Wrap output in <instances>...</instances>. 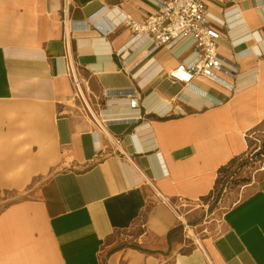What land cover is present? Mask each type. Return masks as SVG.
<instances>
[{"label":"crops","instance_id":"1","mask_svg":"<svg viewBox=\"0 0 264 264\" xmlns=\"http://www.w3.org/2000/svg\"><path fill=\"white\" fill-rule=\"evenodd\" d=\"M161 1L0 0V98H71L76 111L50 124L54 159L37 198L0 220V264H264V181L200 242L180 217L264 121V0H207L235 92L170 77L194 58L192 40L158 47L108 16L142 20ZM71 62L93 104L123 89L140 106L115 99L100 110L115 122L96 129L74 102Z\"/></svg>","mask_w":264,"mask_h":264},{"label":"rangeland","instance_id":"2","mask_svg":"<svg viewBox=\"0 0 264 264\" xmlns=\"http://www.w3.org/2000/svg\"><path fill=\"white\" fill-rule=\"evenodd\" d=\"M63 102L71 106L66 114L58 112ZM26 103L38 110H22ZM75 113L71 98L55 102L0 98V220L7 211L37 198L39 188L51 173L49 167L54 159V144L48 138L50 124L57 116H74ZM247 139V151L221 171L213 193L181 212L191 215L190 219L185 216L184 221L192 226L200 241L203 233L224 229L228 214L259 194L263 187L264 121L248 131ZM39 222L35 225L33 222V226H39ZM186 233L197 241L188 225Z\"/></svg>","mask_w":264,"mask_h":264},{"label":"built area","instance_id":"3","mask_svg":"<svg viewBox=\"0 0 264 264\" xmlns=\"http://www.w3.org/2000/svg\"><path fill=\"white\" fill-rule=\"evenodd\" d=\"M124 20L134 37L150 39L158 47L173 48L188 39L193 41L194 58L189 62L182 60L170 72L172 79L190 84L196 78H204L229 91H236L235 83L220 74L224 71L235 77L232 68H229L231 63L218 50L222 33L213 22L207 0H163L154 12L142 20L131 16H126ZM68 75L72 78L73 99L80 106L79 113L88 117L96 129L102 130L107 124L115 122L104 118L100 112L115 99L128 97L132 108L140 106L141 96L123 89L104 90L93 104L80 86L81 81L75 75L72 62L68 66Z\"/></svg>","mask_w":264,"mask_h":264},{"label":"bare ground","instance_id":"4","mask_svg":"<svg viewBox=\"0 0 264 264\" xmlns=\"http://www.w3.org/2000/svg\"><path fill=\"white\" fill-rule=\"evenodd\" d=\"M108 16L110 17L111 20V23H113L114 25L120 23L123 19H125V17L127 15H125L124 13H119V11H113V12H109L108 13ZM70 104L69 103H62L58 106V112H60V114H66L67 112L71 111V108H70ZM22 110L24 111H27V112H36L38 109L37 107L33 106V105H30L28 103L26 104H23L22 105ZM180 217L183 219V220H186L185 216L183 214L180 213ZM188 228L190 229V234H192V236L194 238L197 239L198 242H200V240L198 239L194 229L192 228V226L188 225Z\"/></svg>","mask_w":264,"mask_h":264},{"label":"trees","instance_id":"5","mask_svg":"<svg viewBox=\"0 0 264 264\" xmlns=\"http://www.w3.org/2000/svg\"><path fill=\"white\" fill-rule=\"evenodd\" d=\"M235 161V159H233L230 163H229V165L231 164V163H233ZM223 169H225V168H223ZM223 169H221V171L223 170ZM221 173V172H220ZM218 181H219V179H218Z\"/></svg>","mask_w":264,"mask_h":264}]
</instances>
